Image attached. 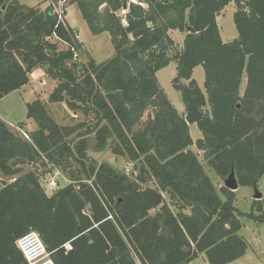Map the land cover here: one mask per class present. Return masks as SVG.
<instances>
[{
  "label": "trees",
  "instance_id": "trees-1",
  "mask_svg": "<svg viewBox=\"0 0 264 264\" xmlns=\"http://www.w3.org/2000/svg\"><path fill=\"white\" fill-rule=\"evenodd\" d=\"M60 1L46 0L43 9L0 0V101L43 70L56 83L49 102L93 115L96 125L86 132L83 124L61 126L41 100L27 104L37 125L21 128L29 139L0 118V176L14 178L0 189V264H26L17 241L31 230L55 264H191L201 254L208 264H231L244 257L242 219L255 215L237 209L235 192L217 189L191 147L222 180L235 172L240 186L253 187L264 176V0H68L93 35H110L115 55L100 64L76 62L81 44L55 14ZM231 3L238 38L224 43L217 17ZM174 31L186 34L182 47ZM54 35L58 43L49 41ZM172 62L184 116L157 78ZM199 66L205 92L193 79ZM192 124L202 133L196 142ZM109 145L116 158L137 164L135 176L85 164L91 146L101 152ZM78 162L71 183L48 195L39 169ZM26 165L33 169L24 173Z\"/></svg>",
  "mask_w": 264,
  "mask_h": 264
},
{
  "label": "rangeland",
  "instance_id": "rangeland-1",
  "mask_svg": "<svg viewBox=\"0 0 264 264\" xmlns=\"http://www.w3.org/2000/svg\"><path fill=\"white\" fill-rule=\"evenodd\" d=\"M18 1L20 4L28 7H36L44 3L43 9H45L50 4V2L45 3L46 0ZM63 6H65L67 12L66 17L63 19L74 31L78 42L81 44V49L77 50L78 57L76 62L79 64H87L91 59H93L95 63L100 64L113 58L115 52L110 35L108 33H103L98 36L93 35L90 32L87 23L83 19L77 5L68 6V0H66ZM236 11V4L231 3L217 17L220 35L224 43H230L238 38V31L234 18ZM172 38L177 46L182 47L186 38V34L180 31H174L172 32ZM49 41L58 43V40L53 37L50 38ZM62 47L65 46L62 45ZM36 71L34 75H32L30 83L27 85L24 91L13 92L0 101V116L3 118V120L8 122L9 127L13 132L24 137L23 129L21 128L25 127L29 131L37 130V125L35 122H30V120L27 118V104H31L37 100H41L45 103L48 112L61 126H76L83 124L84 128L81 132H86L88 129H91L96 125L93 115L84 116L79 111L74 112L68 108L66 103H50L49 97L53 92L56 83L51 78L42 75V72ZM176 76L177 64L175 62H172L168 67L157 73L160 86L165 91L169 100L177 109L178 113L181 116H184L185 106L182 100V95L173 87V80L176 78ZM193 79L196 80L199 88L205 92V71L202 66H199L194 70ZM245 86L246 75L243 77L241 94L244 93ZM146 120L147 116L145 117L144 121ZM190 133L194 142L202 138V133L195 124L190 125ZM89 138H91V135L88 136V139ZM93 143L91 142V145ZM191 150L197 154L201 164L204 166L205 171L216 185L217 189L220 190L222 187H225V180L218 178L216 173L204 161V153L198 151L195 146H192ZM111 151L112 148L110 145L101 152H96L91 146L87 152L88 158H84L83 161L89 167L99 166L102 163H106L125 173L127 169L131 168V166L137 165L136 163L130 162L126 158H116ZM79 163L81 164L82 162L73 163L66 170L63 168L52 167H48L46 169L40 168L39 171L44 173L41 176V184L47 194L52 195L59 188L70 184L72 181V172L79 171L81 169ZM32 169V165H26L24 173ZM136 171L137 170L131 171L129 176H135L134 173H136ZM81 178H84V176L82 175ZM13 179V177L0 176V189L3 187L1 181L10 183L13 181ZM52 182L54 184H52ZM88 183H90V181H88ZM153 183L154 180L149 182L151 186H153ZM257 186L263 195L262 200L258 201L260 202L259 204H261V211H259V208L254 205L255 200L253 187L240 186L235 191V206L237 209L243 213L251 212L253 215H255V217L252 220L247 218L242 219V229L240 230L239 234L246 239L249 248L244 257L231 264H264V217L262 218V221L258 220V217L264 215V176ZM256 205H258V203H256ZM192 264H208L206 255L201 254L199 258L196 259Z\"/></svg>",
  "mask_w": 264,
  "mask_h": 264
},
{
  "label": "built area",
  "instance_id": "built-area-1",
  "mask_svg": "<svg viewBox=\"0 0 264 264\" xmlns=\"http://www.w3.org/2000/svg\"><path fill=\"white\" fill-rule=\"evenodd\" d=\"M65 2L66 0H62L59 2L58 6H56L55 14L59 16L60 20L63 19L62 9L63 7H65L63 6ZM53 38L57 39L56 35H54ZM24 136L28 138V136L25 133ZM134 170L135 167L133 165L131 166V168L126 170V174L130 175L131 171ZM52 184L54 183L52 182ZM17 246L19 250L22 252L26 260V264H55L49 252L47 251L40 235L36 231L31 230L26 235L21 237L17 241ZM63 248L67 252L71 251L73 249L72 243L71 242L66 243L63 246Z\"/></svg>",
  "mask_w": 264,
  "mask_h": 264
},
{
  "label": "water",
  "instance_id": "water-1",
  "mask_svg": "<svg viewBox=\"0 0 264 264\" xmlns=\"http://www.w3.org/2000/svg\"><path fill=\"white\" fill-rule=\"evenodd\" d=\"M127 8V6H125V9ZM190 31V29H189ZM135 170H137V165H135ZM2 185L5 187L7 186V182L6 181H1ZM240 187L239 182L237 180V177L235 175V172H232L230 174V176L225 179V188L229 189L232 192H235L238 188ZM253 189H254V200L255 201H261L263 198L262 193L259 191L257 184L253 185Z\"/></svg>",
  "mask_w": 264,
  "mask_h": 264
},
{
  "label": "crops",
  "instance_id": "crops-1",
  "mask_svg": "<svg viewBox=\"0 0 264 264\" xmlns=\"http://www.w3.org/2000/svg\"><path fill=\"white\" fill-rule=\"evenodd\" d=\"M36 71V70H35ZM35 71L32 73V74H30V80H31V77H32V75H34V73H35ZM36 72H42V75H44V76H47L46 74H45V71H43V70H38V71H36ZM27 86H25V87H23L21 90H19V91H17V92H22V91H24L25 90V88H26ZM0 118H1V116H0ZM2 120H3V118H1ZM3 121H5V120H3ZM6 122V121H5ZM31 122V121H30ZM7 124H8V122H6ZM134 167H135V165H134ZM194 262V261H193ZM192 262V263H193ZM191 263V264H192Z\"/></svg>",
  "mask_w": 264,
  "mask_h": 264
}]
</instances>
